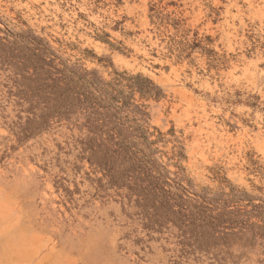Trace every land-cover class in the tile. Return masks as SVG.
I'll use <instances>...</instances> for the list:
<instances>
[{
	"label": "rangeland",
	"instance_id": "obj_1",
	"mask_svg": "<svg viewBox=\"0 0 264 264\" xmlns=\"http://www.w3.org/2000/svg\"><path fill=\"white\" fill-rule=\"evenodd\" d=\"M0 264H264V0H0Z\"/></svg>",
	"mask_w": 264,
	"mask_h": 264
},
{
	"label": "trees",
	"instance_id": "obj_2",
	"mask_svg": "<svg viewBox=\"0 0 264 264\" xmlns=\"http://www.w3.org/2000/svg\"><path fill=\"white\" fill-rule=\"evenodd\" d=\"M107 87L112 88L113 92L118 93V101L120 103L126 102L128 97L123 95V91L118 90V87L129 89L131 94L139 93L140 98L144 99H157L160 96V90L148 78L141 75L125 76L123 73L114 72V77L108 82ZM137 108V107H136ZM139 131V129H138Z\"/></svg>",
	"mask_w": 264,
	"mask_h": 264
}]
</instances>
